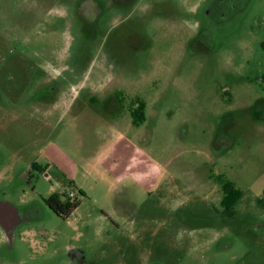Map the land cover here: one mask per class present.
<instances>
[{
    "label": "rangeland",
    "instance_id": "1",
    "mask_svg": "<svg viewBox=\"0 0 264 264\" xmlns=\"http://www.w3.org/2000/svg\"><path fill=\"white\" fill-rule=\"evenodd\" d=\"M263 45L264 0H0V264H264Z\"/></svg>",
    "mask_w": 264,
    "mask_h": 264
},
{
    "label": "trees",
    "instance_id": "2",
    "mask_svg": "<svg viewBox=\"0 0 264 264\" xmlns=\"http://www.w3.org/2000/svg\"><path fill=\"white\" fill-rule=\"evenodd\" d=\"M264 49V45H263ZM135 119L138 121H143V117L139 116L137 114L134 115ZM32 170H37V165L34 164L31 167ZM71 194H74V196H71ZM83 193L79 191L78 194L73 192V190L66 191L62 194L55 193L51 197H49L46 200V203L48 207L59 217L61 218H68L70 215H72L76 209L80 206L82 202ZM242 193L238 190H235L234 198H233V206L241 199ZM231 208V209H232Z\"/></svg>",
    "mask_w": 264,
    "mask_h": 264
},
{
    "label": "flooded vegetation",
    "instance_id": "3",
    "mask_svg": "<svg viewBox=\"0 0 264 264\" xmlns=\"http://www.w3.org/2000/svg\"><path fill=\"white\" fill-rule=\"evenodd\" d=\"M134 103L135 104L133 105V108L130 109L129 111L133 119V123L137 125V124H140L141 122L139 120L137 121L134 115L137 114L139 116L144 117L146 104L141 99H137ZM143 119H144L143 121H145V117ZM234 193H235V190L232 184L229 182H225L223 184V198L221 200V204L225 208L226 213H228L231 216H232L231 208L233 204L232 201L234 198ZM9 221L10 219L7 218V210L5 209V207L0 206V222L7 223Z\"/></svg>",
    "mask_w": 264,
    "mask_h": 264
},
{
    "label": "crops",
    "instance_id": "4",
    "mask_svg": "<svg viewBox=\"0 0 264 264\" xmlns=\"http://www.w3.org/2000/svg\"><path fill=\"white\" fill-rule=\"evenodd\" d=\"M58 106H59L58 108H62L61 106H64V108H62V110H61V113H63L64 115H66L67 114V111L69 109L68 105L66 106V104H64V105L59 104Z\"/></svg>",
    "mask_w": 264,
    "mask_h": 264
},
{
    "label": "built area",
    "instance_id": "5",
    "mask_svg": "<svg viewBox=\"0 0 264 264\" xmlns=\"http://www.w3.org/2000/svg\"><path fill=\"white\" fill-rule=\"evenodd\" d=\"M71 196H74V194H71Z\"/></svg>",
    "mask_w": 264,
    "mask_h": 264
},
{
    "label": "water",
    "instance_id": "6",
    "mask_svg": "<svg viewBox=\"0 0 264 264\" xmlns=\"http://www.w3.org/2000/svg\"><path fill=\"white\" fill-rule=\"evenodd\" d=\"M1 206V205H0Z\"/></svg>",
    "mask_w": 264,
    "mask_h": 264
}]
</instances>
